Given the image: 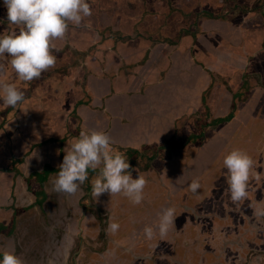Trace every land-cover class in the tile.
<instances>
[{"label": "crops", "instance_id": "crops-1", "mask_svg": "<svg viewBox=\"0 0 264 264\" xmlns=\"http://www.w3.org/2000/svg\"><path fill=\"white\" fill-rule=\"evenodd\" d=\"M208 1L135 0L129 6L135 13L117 25L110 15L116 7H108L109 0H92L96 6L91 17L98 22L90 28L93 35L68 46L65 41L70 35L55 40L61 45L56 49L68 61H59L44 78L57 79V87L30 86L33 90L25 89L22 106L4 103L3 85L10 84L9 71H15L0 69V223L14 219L0 236V259L7 250L24 263L27 258L26 264H126L124 258L154 264L156 257L147 248L158 244L159 235L148 240L139 229L140 220L152 210L138 211L145 204L159 203L163 191L170 202L180 200L178 206L190 212L195 196L189 185L196 178L212 191V202L219 195L225 198L221 208H213L211 218L220 212L223 220L228 221L229 215L244 218V208L264 207V167L254 169L260 180H250L249 201L237 207L223 193L228 187L227 170L216 158L241 149L262 155L264 165V150H260L264 129L258 133L261 137H255L254 129L257 121L264 125V116L259 119L256 112L264 109V104L260 106L264 102V58L260 59L264 56V0H239L247 8L224 7V2L216 1L215 9ZM186 5L192 7L187 10ZM238 18L246 25V34L253 27L247 24L251 18L263 34L255 41L248 33L249 43L242 50L230 35V22ZM94 45L102 50L101 56L89 49ZM74 47L89 50V55L72 57ZM40 101L52 108L46 110L42 104L34 108ZM44 110L46 117L40 112ZM90 129L108 133L111 149L123 153L132 169L147 179L140 205L133 206L122 194L94 197L91 180L97 173L91 170L75 195L52 190L64 149ZM137 171L132 172L133 178ZM110 219L123 230H133L131 236L122 239L123 235L109 234ZM257 224L260 228L255 231L246 220L245 247L241 243L228 251L234 253L235 264L245 261L240 256L248 245L250 253L261 250L264 255V226L259 220ZM197 237H189L192 244L200 242ZM172 239L176 238L169 236ZM238 245L242 248L237 249ZM208 248L203 254L205 264H226ZM175 264L183 263L176 260Z\"/></svg>", "mask_w": 264, "mask_h": 264}, {"label": "clouds", "instance_id": "clouds-1", "mask_svg": "<svg viewBox=\"0 0 264 264\" xmlns=\"http://www.w3.org/2000/svg\"><path fill=\"white\" fill-rule=\"evenodd\" d=\"M4 5L8 23L20 27L18 33L0 35V56L7 54L11 57V68L24 82L38 79L55 67L54 41L63 39L70 25L80 27L85 18L92 15L88 0H4ZM191 7L186 5L187 10ZM86 26L90 27V24ZM3 67L0 65V69ZM3 93L4 103L13 108L25 100V93L12 84H4ZM111 143V137L105 131H82L64 149L63 162L51 182L52 190L75 195L80 186L89 180L91 170L97 173L91 180L94 197L99 199L105 193L111 197L122 194L133 205H140L148 181L137 169H132L123 153L111 149ZM223 165L227 170L226 191L232 203L239 207L249 197L250 180L259 181L260 174L254 173L253 158L241 149H233L225 155ZM133 171L138 172L137 178H133ZM201 187L199 178H196L190 183L189 190L194 196H199ZM253 211L257 217H264V207L254 208ZM175 213L174 207L166 208L159 215L155 228L144 227L145 237L152 240L157 232L160 238L166 237L175 224ZM119 229L120 224L110 219L106 231L115 235ZM0 264H24V261L15 252L5 250ZM49 264L52 262L49 261Z\"/></svg>", "mask_w": 264, "mask_h": 264}, {"label": "flooded vegetation", "instance_id": "flooded-vegetation-1", "mask_svg": "<svg viewBox=\"0 0 264 264\" xmlns=\"http://www.w3.org/2000/svg\"><path fill=\"white\" fill-rule=\"evenodd\" d=\"M16 29H18V25L8 23L7 9L4 5V0H0V35L13 34L15 32H12L11 30L15 31ZM72 50L76 55L78 53L89 55V50L80 51L77 47L72 48ZM53 55L56 56V65L54 68L48 69V72L55 70L59 65L61 55L57 49L53 50ZM10 59L11 57H9L7 54H5L4 56H0V65L11 69ZM38 82V79L29 82L26 89L29 90L33 85H35V88H39V86H37ZM32 90L33 88H31V91ZM263 104L264 102L260 103V106H263ZM256 112L258 113V118L263 119L264 109L258 108ZM254 129L255 134L257 133V136L255 137H261L262 135H258V133L261 132L262 129H264L263 122L257 121V124H254ZM260 149L264 150V145ZM247 154H249L254 160V169L258 168L259 170H262L264 167L262 162V155L256 154L254 152H247ZM223 193L224 195L229 194L228 192ZM211 197H213L212 191H209L207 190V188L202 186L200 189V195L193 197L194 208L192 209H194L195 211H192V209L190 212L183 211L181 208L176 209L175 224L170 229L166 237L160 238L159 236L158 244L155 243L152 245L150 243L147 248L148 250L153 251L154 256L156 257V261H154V264H175L176 260L181 261L183 264H205L203 254L209 250L208 246L211 248L212 245L214 252L220 253L224 247L225 241L229 239L228 235H230V240L235 241L239 234L245 232V224H237L236 222H234V219L224 222L222 212L216 214L214 218H211V216L214 214L213 208L218 207L219 209L221 208V204L225 202V198L223 199L221 195L216 198V203L211 201ZM228 199H230V197H228ZM174 203L176 206L181 204L180 200H174ZM175 205L166 202L164 199L162 203L155 202L150 205L145 204V206H142L143 209L139 210L138 213L142 214L145 211L151 212L152 210V214L150 216H144V218L140 220L142 225L140 224L139 229L142 228L143 230L145 226H156V224L158 223L159 215L166 208L175 207ZM253 207L255 208L256 206H252V210ZM244 209H247V207ZM252 213L254 214V211H252ZM124 229L125 230L120 228L115 235H123L124 237H122V239L131 236L133 230L127 227H124ZM169 236L172 238H176L174 240H170L174 242L170 245ZM190 236H198L197 238H199L200 242L198 244H192V239L189 238ZM197 238L194 239L196 240ZM205 239H207V241L209 239V241L206 242L207 245L204 243ZM124 259L126 264H149V260L146 259ZM246 262L248 261L246 260ZM223 263H227V261L224 260Z\"/></svg>", "mask_w": 264, "mask_h": 264}, {"label": "rangeland", "instance_id": "rangeland-1", "mask_svg": "<svg viewBox=\"0 0 264 264\" xmlns=\"http://www.w3.org/2000/svg\"><path fill=\"white\" fill-rule=\"evenodd\" d=\"M133 1H135V0H109V3H108V5L110 4L111 6H108V7H111V8H114V7H116V9L114 10H112V12H111V17L114 19V20H117V25H121L125 20H126V18H127V16L129 15V14H133V13H135V11L133 10V8H129V6H130V2H133ZM212 1V2H211ZM217 1V4H222L223 2H224V7L225 6H228V7H231V6H233V5H236L237 6V8H247L241 1L239 2V0H235L236 2H232V0H209L208 1V3L207 4H209V6H210V8L211 9H215V8H217V4L215 3ZM88 2L90 3V6H91V8L93 9L96 5L95 4H91V2H92V0H88ZM203 3H204V1H203ZM203 3H200L199 4V6H203ZM196 8V10L198 9L197 7H195ZM194 9V8H193ZM192 9V10H193ZM94 12H96V10L94 9ZM97 14H98V16L100 17V15H101V10L100 9H98V11H97ZM92 15H93V13H92ZM91 15V16H92ZM252 20H249L248 22H247V24L248 25H253V27L247 32V34L248 33H250V37L252 38V39H254L255 41H260L261 40V38H262V36H263V34H262V31L260 30V28L256 25V23H257V20L256 19H253V18H251ZM235 20H237V22H230V35H231V37H232V39H234L235 41H237V45H238V47H239V49L240 50H242V47L244 46V45H247L248 43H249V41H248V35L246 34V29H245V27H246V25L243 23V22H241V20L242 19H235ZM253 21L255 22V24H253ZM264 21V20H263ZM82 23H84L83 25H81L79 28H77V27H75V26H73V25H70L69 26V30H68V32L66 33V38H67V36H69L70 35V39H69V41H65V44L68 46V44H70L73 40H75V41H78V40H84V38H86V37H90V36H92L93 35V33H92V31H91V27L92 26H94V27H96V26H98V22H97V20L95 19V18H93V17H88V18H85V20L82 22ZM90 24V27H88V26H86V25H89ZM19 27L20 26H18V29H16L15 31H13V30H11L12 32H15V33H18V31H19ZM109 27H111V28H113L114 30H118V28H117V26H113V25H110ZM154 27L152 26V28L150 29V31H149V34L151 33V30L153 29ZM112 36V35H111ZM192 37H195V33L192 35ZM247 37V38H246ZM57 40H60V39H57ZM64 41V40H63ZM55 44H56V48H59V47H61V45L58 43V42H54ZM236 44H234L233 43V46H235ZM235 48V47H234ZM90 49V48H89ZM90 50H93L94 51V55L95 56H101L100 54L102 53V50L101 49H99L98 48V45H94L93 46V48H91ZM208 50V49H207ZM74 52V51H73ZM72 52V57H75L76 56V54H74ZM260 56H261V54L260 53H257V55H256V57L257 58H260ZM264 58V56H261V58L260 59H263ZM60 61L61 62H66L67 63V61H68V59L67 58H65V57H60ZM247 63V62H246ZM262 65H263V62H262ZM48 71H46V72H44L42 75H41V77L40 78H38V85L41 87V88H43V87H46V86H51V84H53L55 87H57V85H56V82H58V80L57 79H54V80H52V81H50V80H47V79H45L44 78V75L47 73ZM9 73H10V80H9V83L10 84H12V85H15L16 87H17V89L18 90H21V91H23L24 93H25V95H26V91H27V89H26V86L22 83V80H20L19 79V77L17 76V74L16 73H13V72H10L9 71ZM74 75H77V73L76 72H72V78L75 80V79H77V78H74ZM35 81V80H34ZM212 81V80H211ZM24 82V81H23ZM212 82H214V81H212ZM87 81L85 82V84L87 85ZM1 84V83H0ZM22 85V86H24L25 88H22V87H19V85ZM34 84V83H33ZM80 85H81V83H80ZM25 89H26V91H25ZM38 92V89L35 91V93H37ZM245 94H247V92H245L244 93V95ZM43 105V103H41V101L37 104V105H35L34 106V108H36V109H39L38 107L40 106V105ZM18 105H20V106H22V103H20V104H18ZM44 106V108L46 109V110H50V108H52V106L50 105V103H48L47 105H43ZM46 110H44V111H40L41 113H42V115L43 116H47L45 113H47V111ZM141 120H143V118L142 119H138L137 120V122H139V121H141ZM136 122V123H137ZM135 123V124H136ZM134 124V125H135ZM133 125V126H134ZM54 130H58V129H54ZM260 150H262V149H260ZM216 158L217 159H219V160H221V161H223L222 159V156L221 157H219L218 158V156H216ZM223 165V164H222ZM224 166V165H223ZM49 170L48 169H46V172H48ZM42 173V172H41ZM41 173H37V180L38 179H40L41 180ZM33 192H35V191H33ZM162 198L160 199V201H159V203H162L163 202V199L166 201V202H169V203H171V204H173V205H175V203H174V200H172L171 202L169 201L170 199H168L167 198V196L164 194V192L162 191ZM8 197V196H7ZM228 197H230V195L228 194L227 195V198ZM12 198V197H11ZM11 198H10V200H11ZM249 198H250V196H249ZM5 200H6V198H4ZM249 201V199H246V201ZM12 201V200H11ZM248 201H247V203H248ZM257 207H261V206H259V205H257L255 208H257ZM175 210L176 209H179V208H183L182 206H176L175 205ZM18 210H20L19 208H18ZM182 210H184V209H182ZM253 210H254V207H253ZM245 211H246V216L244 217V218H241V217H234V216H232V215H229V221L231 220V219H234V222H236L237 224L238 223H241V224H245V221L247 220V227L248 228H253L255 231L256 230H258V228H260V226H259V224H257V221L259 220V223H261L262 224V226H264V221H263V219H262V217H257L256 215H254L253 213H252V211L250 210V209H248V207H247V209H245ZM250 213V214H249ZM218 216V215H217ZM224 218V217H223ZM14 219H7L6 221H8V222H6V221H2L1 223H0V236L2 235V232H3V230L5 229V227L6 226H8V224H10L12 221H13ZM257 220V221H256ZM224 222H227V220H223ZM25 229V228H24ZM36 229H38V228H36ZM26 230V229H25ZM246 230H247V228H246ZM260 232H262V231H260ZM21 234L22 235H26V233L23 231V232H21ZM243 234L244 233H242V235H238L237 236V241H232V240H230V235H228V238L229 239H227L226 241H225V243H224V247H223V249H222V251L220 252V253H216V252H214V249H213V247H212V245H211V250H213V253L214 254H216V255H221L222 257H221V262L223 263V261L225 260V261H227V263L226 264H235L236 263V260H235V258L233 257L234 255V253H231V254H228V251H230V250H232L231 248H233L235 245H237V244H241L242 243V246H244V242H245V238H243ZM27 245H29V243L27 244ZM30 246V245H29ZM245 247V246H244ZM248 247V250L245 252V253H243L242 254V258H244V260L245 261H242V264H246V260L248 261V262H252L253 264H264V255H262L261 254V250H259V251H257V252H255V251H251V253L249 252V249H251V247L248 245L247 246ZM242 247L240 246V245H238L237 246V249H241ZM259 256V257H258ZM22 257L23 258H26V255L25 254H22ZM229 257V258H228ZM217 259V258H216ZM27 263V258H26V262L24 263V264H26ZM209 264H213L214 262H208Z\"/></svg>", "mask_w": 264, "mask_h": 264}, {"label": "water", "instance_id": "water-1", "mask_svg": "<svg viewBox=\"0 0 264 264\" xmlns=\"http://www.w3.org/2000/svg\"><path fill=\"white\" fill-rule=\"evenodd\" d=\"M232 2H236L235 0H232ZM181 15H182V12H181Z\"/></svg>", "mask_w": 264, "mask_h": 264}, {"label": "trees", "instance_id": "trees-1", "mask_svg": "<svg viewBox=\"0 0 264 264\" xmlns=\"http://www.w3.org/2000/svg\"><path fill=\"white\" fill-rule=\"evenodd\" d=\"M228 119H230V117H228Z\"/></svg>", "mask_w": 264, "mask_h": 264}]
</instances>
